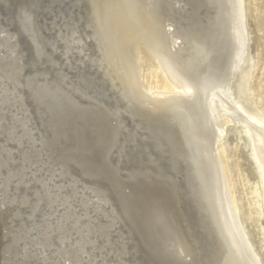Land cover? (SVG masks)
Returning <instances> with one entry per match:
<instances>
[{
  "label": "bare ground",
  "instance_id": "obj_1",
  "mask_svg": "<svg viewBox=\"0 0 264 264\" xmlns=\"http://www.w3.org/2000/svg\"><path fill=\"white\" fill-rule=\"evenodd\" d=\"M23 1L0 0V264H262L223 145L242 125L264 185V120L234 99L244 0Z\"/></svg>",
  "mask_w": 264,
  "mask_h": 264
},
{
  "label": "rangeland",
  "instance_id": "obj_2",
  "mask_svg": "<svg viewBox=\"0 0 264 264\" xmlns=\"http://www.w3.org/2000/svg\"><path fill=\"white\" fill-rule=\"evenodd\" d=\"M244 3L248 46L233 81L234 87L242 85L244 98L234 99L248 116L264 120V0H244ZM62 113L66 130L71 134L72 112L65 107ZM223 143L241 222L264 264V185L249 136L242 125H229ZM4 256L9 257L7 253Z\"/></svg>",
  "mask_w": 264,
  "mask_h": 264
},
{
  "label": "snow or ice",
  "instance_id": "obj_3",
  "mask_svg": "<svg viewBox=\"0 0 264 264\" xmlns=\"http://www.w3.org/2000/svg\"><path fill=\"white\" fill-rule=\"evenodd\" d=\"M6 72L9 73V75H19L21 77H23L25 75V73H28L30 75H35L36 77H39L40 76V73H39V69L38 68H34V69H28L26 68L24 72L21 71V68L19 66H16V67H13V68H6L5 69ZM14 83H16V81L14 80L13 81ZM17 88L23 86L21 83H17L16 84ZM12 161H8V164L11 165ZM72 164L74 165V167L76 169L79 170V174H82V175H88L89 174V168L87 166V164L84 162V161H81V160H74L72 161ZM41 171H43V169H41ZM39 175V173H38ZM57 181L59 180V175L57 174ZM51 183V182H50ZM59 187V185H58ZM51 192H52V196L54 199L56 198H60V199H63L62 197V192H63V189H61L60 192H58L56 189H51ZM65 203V206L67 208H69V210H71L72 208L75 209V212L74 213H70L72 216H75L76 214H80V215H83V208L79 205V203L75 200H71V197H69V201H64ZM53 210L56 211V212H61V209L59 207H57L56 204L53 205ZM61 214H63L61 212ZM68 221H66L67 223ZM34 264H39V262H34ZM49 264H60V262H58L57 260L55 259H52Z\"/></svg>",
  "mask_w": 264,
  "mask_h": 264
},
{
  "label": "water",
  "instance_id": "obj_4",
  "mask_svg": "<svg viewBox=\"0 0 264 264\" xmlns=\"http://www.w3.org/2000/svg\"><path fill=\"white\" fill-rule=\"evenodd\" d=\"M23 1V0H22ZM26 2H29L28 0H24L23 1V3L25 4ZM37 2H38V4L39 5H47L49 8H50V3H49V1L48 0H42V2H40L39 0H37ZM44 2V3H43ZM48 3V4H47ZM16 6V5H15ZM14 6V7H15ZM46 7V6H45ZM47 7V8H48ZM17 8H15V10H16ZM15 10L13 11L14 13H16L15 12ZM12 12V13H13ZM12 13H10V15H12ZM14 16V15H13ZM50 16H54L53 14L52 15H50ZM60 17V16H59ZM14 18V17H13ZM16 18V17H15ZM14 18V19H15ZM50 17H47V20H52V19H49ZM13 19H10V21H9V24L8 25H6V27H10V30L11 31H14V32H17V30L19 31L20 29H21V27L20 26H18V24H17V22L16 21H18V20H16V21H12ZM49 21V22H50ZM12 22L14 23V26H13V24H12ZM49 22H45V23H42V21H39V22H37V25L39 26V29H41V31H42V33H44L45 31H47V29L49 30L50 28H49V26H50V23ZM10 23H11V25H10ZM19 23V22H18ZM21 32V31H20ZM50 32H51V29H50ZM23 38V37H22ZM26 39V38H25ZM24 40V39H23ZM36 99V98H35ZM34 102V101H33ZM39 102H41V101H39ZM39 102L37 101V100H35V103H33V108L35 109L37 106H38V104H39ZM39 106H40V104H39ZM43 110V109H42ZM44 112V111H43ZM48 117H44L45 119L43 120L44 121V123H45V127L47 128V129H49V126L48 125H50V126H53V123H52V121H51V118H50V120L48 121V118H49V114L47 115ZM91 131V130H90ZM90 131H88V132H90ZM87 132V131H86ZM54 134V133H53ZM90 134V136H92V133L90 132L89 133ZM54 136V135H53ZM90 138V137H89ZM90 139H92V138H90ZM91 149V148H90ZM133 156L129 159V161L128 162H130V163H132L133 161ZM130 163H127V165L129 166V164ZM123 164H125V163H123Z\"/></svg>",
  "mask_w": 264,
  "mask_h": 264
}]
</instances>
